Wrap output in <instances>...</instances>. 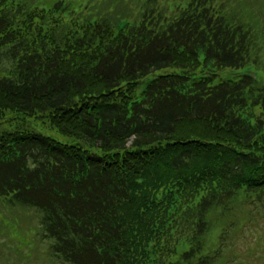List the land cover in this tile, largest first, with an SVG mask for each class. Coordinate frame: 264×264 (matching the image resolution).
<instances>
[{"label": "trees", "instance_id": "obj_1", "mask_svg": "<svg viewBox=\"0 0 264 264\" xmlns=\"http://www.w3.org/2000/svg\"><path fill=\"white\" fill-rule=\"evenodd\" d=\"M123 1L0 0V217L64 264H264V0Z\"/></svg>", "mask_w": 264, "mask_h": 264}, {"label": "rangeland", "instance_id": "obj_2", "mask_svg": "<svg viewBox=\"0 0 264 264\" xmlns=\"http://www.w3.org/2000/svg\"><path fill=\"white\" fill-rule=\"evenodd\" d=\"M117 2V0H114ZM161 3L167 5L172 4L174 0H159ZM170 8H173L171 6ZM127 9L126 1L124 0L117 7L118 11ZM242 70L227 71L221 74V78L235 77ZM2 208V207H1ZM38 214L30 210L10 209L2 210L0 217V264H64L60 260L49 255L48 247L49 241L42 238L40 218ZM6 220L4 223H1ZM13 230L18 234L11 235ZM256 238V237H254ZM253 238V239H254ZM259 242L263 238H257ZM250 239H240L239 247L246 250L249 246L254 247ZM255 260L254 257H251Z\"/></svg>", "mask_w": 264, "mask_h": 264}]
</instances>
